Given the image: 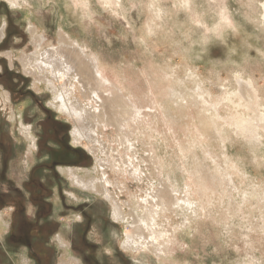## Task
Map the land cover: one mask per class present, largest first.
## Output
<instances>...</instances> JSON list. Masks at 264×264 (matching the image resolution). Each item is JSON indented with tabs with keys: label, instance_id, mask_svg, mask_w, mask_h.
<instances>
[{
	"label": "rangeland",
	"instance_id": "obj_1",
	"mask_svg": "<svg viewBox=\"0 0 264 264\" xmlns=\"http://www.w3.org/2000/svg\"><path fill=\"white\" fill-rule=\"evenodd\" d=\"M140 2L118 0L114 15L97 8V25L85 31L64 11L63 0H31L32 7L25 11H14L7 0H0V29L6 24L0 40V219L8 224L0 233V264H60L70 253L83 264H264V123L258 124L259 136L252 137L229 121L239 112L254 114L240 106L252 91L249 80L262 95L264 114V38L241 21V38H229L227 47L213 45L174 57L164 33L144 47L134 42L146 19ZM229 3L237 7L233 0ZM182 19L170 15L168 28L177 29ZM31 24L46 38L43 49L61 45L64 29L98 66L103 65L112 83L141 105V119L128 123L134 134L128 155L140 179L128 174L129 167L123 171L121 163L105 171L119 180L120 186L109 187L122 205L146 197L161 184L150 176L144 158L145 148L152 147L164 163V180L177 186L179 199L185 196L193 202L168 209L159 220L175 230L177 243L172 244L169 261H160L148 249L126 250L122 244L126 232L132 231L133 218L114 220L110 200L76 186L62 172L78 168L87 177L103 179L96 155L106 158L109 152L116 159L126 157V150L114 125L96 128L101 137L96 155L88 139L75 143L72 131L81 122L52 104V86L26 73L22 58L39 50ZM244 37L252 47L241 42ZM47 76L57 86L62 82ZM6 91L11 101L4 97ZM77 93L82 96L80 87ZM25 125L33 128L38 143L31 152L21 131ZM202 168L200 175L195 173ZM130 208L125 207L127 212ZM59 234L67 235L71 251L64 250Z\"/></svg>",
	"mask_w": 264,
	"mask_h": 264
},
{
	"label": "bare ground",
	"instance_id": "obj_2",
	"mask_svg": "<svg viewBox=\"0 0 264 264\" xmlns=\"http://www.w3.org/2000/svg\"><path fill=\"white\" fill-rule=\"evenodd\" d=\"M5 28L6 24L0 29V40L6 33ZM30 30L32 34H34V44L39 48V50H36L33 55H27L26 58H22L23 64L24 66H26V73L31 72L35 76H38V79H35L36 81L38 80L41 84L43 82H46L47 84H49V86H52L54 88L53 92L55 94L52 104H54L55 107L58 106L59 109L68 112L70 115L76 116L77 121L81 122L80 124L82 125L78 127L75 126L76 128H74V130L72 131L75 143L79 142L81 139H88V142H91L94 145L93 147H91V149L92 152L96 155V146L100 141L99 138H101H98V135L96 136V128L103 125H114L116 126L118 132V142L126 150V157L119 155L120 158L115 156L117 157L116 159H113L112 155L109 152H107L106 158H100L98 157V154L96 155L95 158L98 164H100L103 169V179L101 176V178L92 175L90 177H87L86 175L79 173L81 170H79L78 168L62 169V172L68 173L73 184H75L76 186L88 189L90 191H96L97 193L102 194L108 200H110L113 207L112 216L114 220L125 221L129 218V216L133 218L132 220L134 224L132 231L128 233L126 232V237L122 244L126 250L135 251L139 249H148L154 252L160 261H169L170 259L168 258V255L172 249V244L176 242L175 230H171L165 224H160L159 220L162 218L161 216L165 214L164 212L168 211V209L175 210V208L177 209L179 207H182V204L186 203L190 205L193 202H191V200L185 196L182 199H179L177 193H179L180 190L176 188L177 186H174V184H170L169 181L164 180V174L162 175L164 163L161 162L162 159L160 160L157 158L158 156H156V152L152 147L145 148V150L148 152V155L144 158L150 163V168L152 169L150 176L152 178H159L161 180V184L159 183L160 186H157L156 188L154 187L155 189L152 192L146 193V197L141 199H138V197H136L134 201L122 205L120 200L116 197L115 193L111 191L109 187L114 183L120 186V182L117 183L119 180L117 179L118 181L116 182V180H113V177L111 178L108 172L105 171V167H121V163L123 164V167H121L123 171H125L126 168L129 167V169L127 170L128 174L133 175V177L137 176L140 179V172L134 167L133 159L130 157V155H128V152L133 147L134 140L132 138L134 136V134L132 133L133 131L131 132L132 129L128 128V123L130 121L135 122L141 119V114L143 113L142 108L140 107L141 105L136 104L129 96H126L122 90L123 88L121 89L120 87L115 85L114 82L113 84L110 79H108L106 75H104V71H102L104 70L102 68L103 65L98 66L95 59L92 58V56L90 57L89 54L84 51L83 46L80 44L81 42L79 43L78 41H74L70 35L66 34L64 29L60 30L62 44L53 49H43L44 44H42L41 41L46 38L44 34H40L39 29L36 25L31 24ZM46 41L44 40V42ZM239 48L241 49V46ZM50 74L55 76L56 80L58 78L62 80L59 86L55 84L54 80L47 76ZM79 87L81 88L83 98L87 99V102H84L82 96L78 95L77 90ZM0 89L1 91L2 89L4 90L1 85ZM199 89L201 90L202 87H200ZM249 89H251L252 91L250 93L248 92L247 103L245 104L244 101L240 103V106L246 107L247 110L252 111L254 114L243 115L241 114L242 112H239L236 115L234 114L235 116L229 117V121H234V124H236L237 128L239 127L243 131V133L252 134V137H257L259 136L258 124H260L259 122L264 123V114L260 113V108H262L263 106L261 105V101L259 100V96L261 94L258 96V91L255 88L252 80H249ZM196 92L198 93L197 90ZM104 93H107V95H104ZM4 94V97L11 101L10 93L6 91V93ZM199 94L201 95V93ZM217 121H219V119ZM32 129L31 127H27L26 125L21 128V131L25 136L24 138H26L29 142L30 152L38 147V143L35 139V136L33 135ZM145 133L142 132V134ZM137 139L138 138H136L135 140L138 141L139 139ZM106 150L105 148H103L105 154ZM202 171L203 168L198 169L195 173H198L200 175ZM216 177L218 176L216 175ZM120 181L122 180L120 179ZM71 195L75 198V200H79V196L75 192H73ZM56 200L57 203H60L58 201L60 200L58 195H56ZM126 205L129 208L131 207L130 212L126 211ZM56 206L58 207L59 205ZM1 219L0 233L8 227V224L4 222V219ZM57 239L62 244L66 252L71 251L72 246L67 239L66 234H59ZM69 255H71V257H69L68 259H63L60 264L84 263L74 254L72 255L70 253Z\"/></svg>",
	"mask_w": 264,
	"mask_h": 264
},
{
	"label": "clouds",
	"instance_id": "obj_3",
	"mask_svg": "<svg viewBox=\"0 0 264 264\" xmlns=\"http://www.w3.org/2000/svg\"><path fill=\"white\" fill-rule=\"evenodd\" d=\"M233 2L237 5L235 9L230 6L229 0H169L170 6L166 0H141L139 7L146 19L141 35L134 42L144 47L164 33L172 55L183 58L196 49L205 51L213 45L227 47L229 38L240 39L243 31L241 21L251 26L254 34L264 38V0ZM7 3L14 11L32 7L31 0H7ZM63 8L87 31L97 25V8L114 15L120 4L118 0H63ZM170 15L177 19L183 17L177 29L168 28ZM241 42L246 47H252L247 37Z\"/></svg>",
	"mask_w": 264,
	"mask_h": 264
}]
</instances>
